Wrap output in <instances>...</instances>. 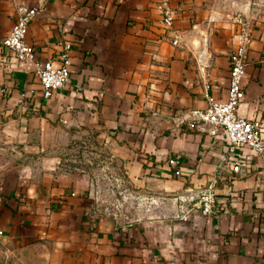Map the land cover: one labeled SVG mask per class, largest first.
<instances>
[{
	"label": "crops",
	"instance_id": "crops-1",
	"mask_svg": "<svg viewBox=\"0 0 264 264\" xmlns=\"http://www.w3.org/2000/svg\"><path fill=\"white\" fill-rule=\"evenodd\" d=\"M157 1L0 0V264H264V163L188 122L204 95L226 100L242 21L236 111L264 123V0H168L169 30ZM20 7L36 11L25 34L35 63L57 67L71 45L68 80L46 99L34 65L1 46ZM80 136L149 202L125 207L131 219L102 213L93 179L64 171L58 152ZM208 185L203 216L195 199Z\"/></svg>",
	"mask_w": 264,
	"mask_h": 264
},
{
	"label": "built area",
	"instance_id": "built-area-1",
	"mask_svg": "<svg viewBox=\"0 0 264 264\" xmlns=\"http://www.w3.org/2000/svg\"><path fill=\"white\" fill-rule=\"evenodd\" d=\"M160 16V24L164 30L172 27L174 11L169 8L168 0H158L155 5ZM36 11L33 8L20 7L17 10L14 23L8 35L4 37L1 46L12 53L18 62H29L34 65V76L39 85L42 97H50L54 92L64 87L70 71L69 51L71 45L64 42L60 52L56 55L58 66L53 67V59H47L41 64L34 62V55L25 42L28 25L34 19ZM236 43L228 55V85L224 102L214 100L204 95L206 107L203 110L189 112L188 122L191 126L214 136L221 129L227 140V150L233 153L240 148L253 152L264 163V123L259 120L248 119L237 114V107L243 99V77L246 63V51L249 43V31L245 22L239 21ZM177 44V37L172 45ZM169 165L176 161L168 160ZM195 206L203 216L213 212L214 194L211 185L198 192Z\"/></svg>",
	"mask_w": 264,
	"mask_h": 264
},
{
	"label": "rangeland",
	"instance_id": "rangeland-1",
	"mask_svg": "<svg viewBox=\"0 0 264 264\" xmlns=\"http://www.w3.org/2000/svg\"><path fill=\"white\" fill-rule=\"evenodd\" d=\"M58 157L64 171L80 170L93 179L95 205L102 213L126 220L132 216L123 210L125 207L131 210L137 203L148 205L147 200L137 201L130 185L123 182L119 162L107 150L93 145L88 137L73 139L58 152Z\"/></svg>",
	"mask_w": 264,
	"mask_h": 264
}]
</instances>
